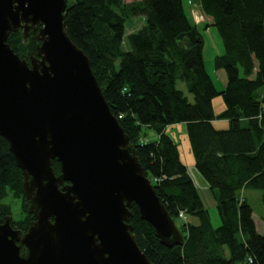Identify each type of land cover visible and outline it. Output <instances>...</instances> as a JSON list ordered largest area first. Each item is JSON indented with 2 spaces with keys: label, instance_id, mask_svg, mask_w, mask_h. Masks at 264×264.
Returning a JSON list of instances; mask_svg holds the SVG:
<instances>
[{
  "label": "trees",
  "instance_id": "trees-1",
  "mask_svg": "<svg viewBox=\"0 0 264 264\" xmlns=\"http://www.w3.org/2000/svg\"><path fill=\"white\" fill-rule=\"evenodd\" d=\"M189 2L212 22L197 23L183 0H67L65 27L88 54L113 113L184 235L183 245H164L134 203L129 223L150 261L264 264V234L243 194L259 189L264 205V0ZM138 16L143 24L125 40L127 20ZM201 24L215 26L222 40L223 51L214 57L215 68L227 75L221 90L206 69ZM8 42L25 58L36 53L39 43L33 27L27 39L20 29L10 33ZM179 80L186 82L193 101L178 87ZM219 94L225 109L217 115L213 99ZM217 117L228 119L229 127L215 128ZM179 122L187 123L196 168L217 199L218 226L178 143L165 131ZM146 128L154 129L158 139H147ZM53 167L59 174L57 159ZM22 185V170L0 135V222L11 215L13 226L26 231L32 215ZM10 196L21 201L20 220L13 217ZM180 210L187 221L179 219Z\"/></svg>",
  "mask_w": 264,
  "mask_h": 264
},
{
  "label": "water",
  "instance_id": "water-1",
  "mask_svg": "<svg viewBox=\"0 0 264 264\" xmlns=\"http://www.w3.org/2000/svg\"><path fill=\"white\" fill-rule=\"evenodd\" d=\"M66 8L0 0V135L32 215L26 231L11 215L0 222V264H154L129 223L134 203L164 245H183L184 235L68 34ZM31 27L36 53L21 57L8 38L22 29L27 39Z\"/></svg>",
  "mask_w": 264,
  "mask_h": 264
},
{
  "label": "rangeland",
  "instance_id": "rangeland-1",
  "mask_svg": "<svg viewBox=\"0 0 264 264\" xmlns=\"http://www.w3.org/2000/svg\"><path fill=\"white\" fill-rule=\"evenodd\" d=\"M185 7H187V9H189V0H183ZM193 11L196 13V21H210V19L206 16L202 14L201 9L199 8V6L197 4L192 5ZM191 9V8H190ZM192 11V9H191ZM204 19V20H203ZM143 24V17L138 16L134 19H129L126 22V35H125V40H127L128 38V34L130 33V29L133 30H137L141 25ZM200 32L203 35L204 41H205V45H204V59H205V65H206V69L209 72V74L211 75L215 86L218 90L223 89V87L225 86V83L227 82V75L226 72L222 70L223 72V76H224V80L221 79V75L218 74V70L215 68L214 65V57L215 55L221 53L223 51V44H222V40L219 34L218 29L215 26H210L208 28H205V24H201L199 26ZM126 48L128 49L129 46L127 45ZM178 87L180 89H182L183 91H185V93L188 95L189 99L191 101L194 100V96L192 93H190L188 91V87L186 82L179 80L178 81ZM213 104H214V109H215V113L217 115L220 114V112L222 110L225 109V102H224V98L221 94L216 95L213 99ZM221 117H217V121H216V125L220 126V127H226L229 126L230 123H225V121H219L221 120ZM223 122V123H222ZM229 122V121H228ZM150 137H153L155 135L154 131H149V129H147ZM185 140V138H184ZM187 139L186 141L181 140V149L184 155V159L186 161H188V150H187ZM193 173L194 170H193ZM196 174V173H195ZM194 175V174H193ZM247 197L248 200L250 202V204L253 207V216L255 217L256 220V225H257V229L260 233L264 234V219H263V213H264V205H263V201H262V192L259 189H254V188H249L247 189ZM8 202L11 203L12 205V211H13V217L15 220H20L22 218V213H21V201L19 199L13 198V197H9V199H7ZM209 211L211 213V217H212V221L213 224L215 226L220 225L221 220L219 217V213L217 210V207H210ZM180 224V222H178Z\"/></svg>",
  "mask_w": 264,
  "mask_h": 264
},
{
  "label": "crops",
  "instance_id": "crops-1",
  "mask_svg": "<svg viewBox=\"0 0 264 264\" xmlns=\"http://www.w3.org/2000/svg\"><path fill=\"white\" fill-rule=\"evenodd\" d=\"M125 1L130 2V1H133V0H125ZM207 17L210 19V22H212V17H210V16H207ZM199 22H201V21H199ZM131 31H134V30L130 29V32ZM222 70L223 69H220L217 72H218L219 75H221V79L224 80V76H223ZM226 83H225V85H226ZM216 121H217V118H215L213 120V124H214L215 128H217V129H226V128L229 127V126H226V127L217 126L216 125ZM219 121H225V123H230V121L228 119H226V118H222ZM147 129H149V131H154L155 132V135L153 137H150V135H149V133L147 131V133H148L147 139H158L159 134L154 129L146 128V130ZM165 131L175 140V142L178 143L181 159L186 164V166L188 167V170H189L191 176L193 177L195 183L197 184V186H198V188L200 190V193H201V195L203 197V200L205 202V205L208 207V209L210 207H217V199L215 198V195H214L212 189L210 188L209 183L207 182V180L204 178V176L196 168L195 156H194V153H193V150H192V147H191V143H190V140H189V136H188L187 123L186 122H179V123L167 125L165 127ZM184 138H185V140H184ZM186 139L188 141L187 142L188 144L186 145L187 146V150H188V156H187L188 161H186L184 159V155H183V152H182V149H181V140L186 141ZM193 170H194V172L196 174L193 173ZM246 192H247V189H245L243 191V194H244V196L247 197ZM247 199H248V197H247ZM254 219H255V217H254ZM255 222H256V220H255Z\"/></svg>",
  "mask_w": 264,
  "mask_h": 264
},
{
  "label": "built area",
  "instance_id": "built-area-1",
  "mask_svg": "<svg viewBox=\"0 0 264 264\" xmlns=\"http://www.w3.org/2000/svg\"><path fill=\"white\" fill-rule=\"evenodd\" d=\"M191 9H192L191 12H192V14L194 15V17H195V19H196V16H195L196 13L193 11V8H191ZM179 219H180L181 221H187V220H188V216H187L185 210H180V212H179ZM249 260H250V262L253 261L252 258H250Z\"/></svg>",
  "mask_w": 264,
  "mask_h": 264
},
{
  "label": "flooded vegetation",
  "instance_id": "flooded-vegetation-1",
  "mask_svg": "<svg viewBox=\"0 0 264 264\" xmlns=\"http://www.w3.org/2000/svg\"><path fill=\"white\" fill-rule=\"evenodd\" d=\"M31 220H32V219H31ZM31 220H30V221H31Z\"/></svg>",
  "mask_w": 264,
  "mask_h": 264
}]
</instances>
